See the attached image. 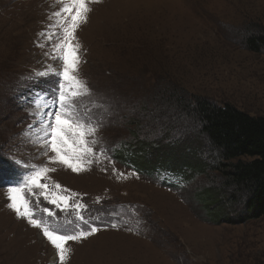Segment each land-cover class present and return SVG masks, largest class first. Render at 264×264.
<instances>
[{"label":"rangeland","instance_id":"obj_1","mask_svg":"<svg viewBox=\"0 0 264 264\" xmlns=\"http://www.w3.org/2000/svg\"><path fill=\"white\" fill-rule=\"evenodd\" d=\"M58 7L55 0H0V156L19 173L25 163L55 169L41 182L71 197L70 204L87 205L86 218H99L96 234L67 242L65 264H264V217L248 219L244 196L223 189L212 152L199 151L207 171L191 179L165 165L145 169L147 163L127 148L141 142L154 147L153 157L161 152L180 159L183 148L198 140L199 125L189 118L176 120L170 133L164 128L173 122L167 99L175 90L191 102L204 98L264 116V52L253 53L245 44L264 30V0L92 3L74 43L80 45L79 77L91 90L80 108L91 109L102 127L93 163L82 172L50 162L55 153L43 154L28 129L35 93H50L54 86V78L32 85L26 77L53 63L44 55L53 41L40 33L50 31L48 17ZM55 66L62 68V62ZM9 187H0V264H59L42 230L7 207ZM34 191L28 196L36 218L71 234L75 210L56 208L39 196L40 189ZM114 211L119 215L109 214Z\"/></svg>","mask_w":264,"mask_h":264},{"label":"snow or ice","instance_id":"obj_2","mask_svg":"<svg viewBox=\"0 0 264 264\" xmlns=\"http://www.w3.org/2000/svg\"><path fill=\"white\" fill-rule=\"evenodd\" d=\"M98 2L100 0H55L59 7L48 17L50 23L47 28L50 31L47 34L40 33L47 41H53L51 51L44 53L53 63L45 62L42 69L33 70L26 77L32 85L54 78L51 92L37 91L35 98L30 102L33 111L29 114L32 123L28 125V129L35 132L36 140L33 143L45 150L43 154H46L48 150L55 153V156L50 158V162H59L73 172L86 171L93 163L91 158L94 155L93 145L98 143L95 136L102 127L101 123L95 120L91 109L85 108L81 111L80 105L84 99L90 98L91 90L79 77L80 45L78 42L74 43L77 39V30L87 22L88 13L91 11L90 5ZM45 46V44H38V47ZM56 62H62V68L58 69L55 66ZM24 135L29 137L28 132ZM15 163L21 164L18 159ZM22 168L20 176L23 178L11 181L18 186L8 188L7 207L15 213L17 219H26L29 225L41 229L44 237L55 249L59 264H65L71 251L67 247V242H80L96 234L100 229L92 221L99 218H85L82 212L87 210V205L79 201L70 204L71 197L51 191L48 184L41 182L48 172L55 169L27 163ZM131 175H135V172ZM120 177L127 178L124 173H121ZM55 187L60 189L61 186L56 184ZM35 189H40L39 196H43L56 208L63 206L64 210L68 208L75 210V221L68 222V232L71 234L58 232L48 226L46 221L36 218L35 205L28 196L29 193L35 194ZM39 196L37 203H39ZM131 209L135 214L136 206H131ZM43 212L49 217L54 215L46 207ZM109 214L119 215V212L114 211ZM140 224L141 221L137 220L135 231L140 230ZM111 227L117 228L119 225L112 223Z\"/></svg>","mask_w":264,"mask_h":264},{"label":"trees","instance_id":"obj_3","mask_svg":"<svg viewBox=\"0 0 264 264\" xmlns=\"http://www.w3.org/2000/svg\"><path fill=\"white\" fill-rule=\"evenodd\" d=\"M245 44L253 53L264 52V30L250 35ZM176 93V90L171 92L167 99L168 103L173 104L171 110L173 122L164 124V128L170 133L173 128L170 125L176 120L180 123L189 118L192 123L199 125L196 135L198 140L183 148L180 159L167 155L162 157L161 152L159 157L158 154L153 157L152 145L136 143L135 146L127 147L131 153L133 152L134 158L137 160L141 156V163H147L143 164L145 169H156L165 165L171 169L178 168L184 177L190 175L193 179L194 176L206 173L207 166L200 163L198 154L201 150H208L217 158L215 171L223 189L244 196L243 211L247 218L264 217V116H251L230 104L217 106L204 98L191 102L185 97L175 96ZM174 148L180 149L179 146ZM157 149H160V146ZM149 150L152 154H149ZM145 151L146 155L157 161L156 164H150ZM16 179H20L18 169L13 162L0 156V187L16 186L11 183ZM92 222L97 224L98 220Z\"/></svg>","mask_w":264,"mask_h":264}]
</instances>
